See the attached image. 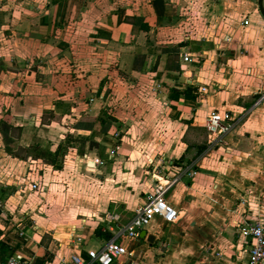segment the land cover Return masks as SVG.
I'll use <instances>...</instances> for the list:
<instances>
[{"label":"crops","instance_id":"obj_1","mask_svg":"<svg viewBox=\"0 0 264 264\" xmlns=\"http://www.w3.org/2000/svg\"><path fill=\"white\" fill-rule=\"evenodd\" d=\"M263 93L258 0H0V264L88 260L113 216L128 223L175 177L178 220L124 240L133 262L248 264L244 230L264 221ZM214 112L242 117L221 143L205 129Z\"/></svg>","mask_w":264,"mask_h":264},{"label":"built area","instance_id":"obj_2","mask_svg":"<svg viewBox=\"0 0 264 264\" xmlns=\"http://www.w3.org/2000/svg\"><path fill=\"white\" fill-rule=\"evenodd\" d=\"M187 60L188 58H185V61ZM263 102L264 93L259 96L253 107L256 108ZM241 118L231 112H214L207 118L205 124L206 132L213 142L221 143L226 136L238 127ZM111 154L113 155L114 153L112 152ZM92 163L103 165L100 160H95ZM185 174L189 177H195L198 171L190 166L187 167L182 175ZM179 181L180 177L157 179L153 193L148 196L144 205L135 209L134 215L128 223L113 227V224L120 220L119 215L113 216L112 221H110L112 237L97 254L92 255L88 260L73 256L69 262H64L63 264H115L120 259H123L125 264H135L132 252L123 245V241L139 237L154 217H160L167 223H175L178 220V211L167 202L166 198ZM32 188L37 190V185H33ZM244 233L250 239L248 264H264V221L254 219L248 225L247 231L244 230ZM4 264L34 263L16 254Z\"/></svg>","mask_w":264,"mask_h":264},{"label":"rangeland","instance_id":"obj_3","mask_svg":"<svg viewBox=\"0 0 264 264\" xmlns=\"http://www.w3.org/2000/svg\"><path fill=\"white\" fill-rule=\"evenodd\" d=\"M68 35H69V33L66 35L65 33H62V35H59L60 36V38H63V39H67V38H69L68 37ZM48 37V36H47ZM48 38H50V37H48ZM60 40V39H59ZM7 58H9L10 60V63H11V58L15 55V54H13L12 52H8L7 54ZM15 66V65H14ZM23 79H24V77H23ZM22 79V80H23ZM28 80V82H30V81H32V79H27ZM44 118L45 119H43V122L45 121V122H48L49 120H48V118H49V114H45L44 115ZM18 134H19V132L18 131H16V132H14V131H12V136H14V137H18ZM35 148H34V146L33 147H31V149H29V150H27L26 152H23L22 150H20V149H18V151H16V153H14V155H16V156H18V157H20V158H24L25 157V154H28L29 153V155L30 156H35L38 152H36V150H34ZM153 251V250H152ZM155 256H156V254H155ZM171 264H189L188 263V260L184 257V256H181V255H179L177 258H173V262L171 263Z\"/></svg>","mask_w":264,"mask_h":264},{"label":"trees","instance_id":"obj_4","mask_svg":"<svg viewBox=\"0 0 264 264\" xmlns=\"http://www.w3.org/2000/svg\"><path fill=\"white\" fill-rule=\"evenodd\" d=\"M141 28L144 30L148 29L143 23L141 24ZM2 125H3V127H2ZM5 128H10V117L8 115L5 117V119L0 124V133H4L3 130ZM205 150H206V148H202L201 152H204ZM42 154H44V153H42ZM48 156H50V155H48ZM1 244L3 245V243H0V245Z\"/></svg>","mask_w":264,"mask_h":264},{"label":"water","instance_id":"obj_5","mask_svg":"<svg viewBox=\"0 0 264 264\" xmlns=\"http://www.w3.org/2000/svg\"><path fill=\"white\" fill-rule=\"evenodd\" d=\"M258 5H259V10H260V12H261V15H262L263 18H264V0H258ZM145 236H146V232H143L142 237L145 238ZM147 241H148L150 244H153L154 241H155V237L152 236V235H150V236H148Z\"/></svg>","mask_w":264,"mask_h":264}]
</instances>
